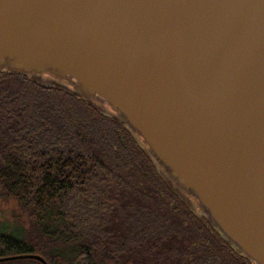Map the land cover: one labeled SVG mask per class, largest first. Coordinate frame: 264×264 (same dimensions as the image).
Wrapping results in <instances>:
<instances>
[{"label": "water", "instance_id": "water-1", "mask_svg": "<svg viewBox=\"0 0 264 264\" xmlns=\"http://www.w3.org/2000/svg\"><path fill=\"white\" fill-rule=\"evenodd\" d=\"M124 127L162 181L264 264V0H0V72ZM29 257L49 264L41 255Z\"/></svg>", "mask_w": 264, "mask_h": 264}, {"label": "trees", "instance_id": "trees-1", "mask_svg": "<svg viewBox=\"0 0 264 264\" xmlns=\"http://www.w3.org/2000/svg\"><path fill=\"white\" fill-rule=\"evenodd\" d=\"M29 253L49 264H252L171 191L124 127L2 71L0 257Z\"/></svg>", "mask_w": 264, "mask_h": 264}, {"label": "rangeland", "instance_id": "rangeland-1", "mask_svg": "<svg viewBox=\"0 0 264 264\" xmlns=\"http://www.w3.org/2000/svg\"><path fill=\"white\" fill-rule=\"evenodd\" d=\"M53 113L58 114L57 111H56L55 109L53 110ZM58 115H59V114H58Z\"/></svg>", "mask_w": 264, "mask_h": 264}]
</instances>
